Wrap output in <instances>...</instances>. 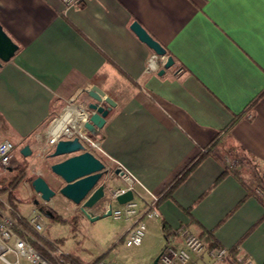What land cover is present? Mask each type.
<instances>
[{
	"label": "crops",
	"instance_id": "obj_1",
	"mask_svg": "<svg viewBox=\"0 0 264 264\" xmlns=\"http://www.w3.org/2000/svg\"><path fill=\"white\" fill-rule=\"evenodd\" d=\"M134 22L173 59L169 68L134 33ZM0 26L18 46L0 67V143L15 146L12 164L0 166V177L10 181L24 171L43 177L57 192L45 202L22 182L0 195V212L16 213L29 223L42 204L62 218H75L61 224L44 215L46 227L39 234L52 243L65 240L57 252L45 247L55 264H69L66 255L85 264H118L111 256L114 248L108 251L111 246L85 243L95 222L59 194L64 184L50 167L66 157L48 158L53 150L40 151L67 107L80 111L92 103L93 86L116 106L102 128L88 132L100 150L85 144L114 169L107 173L105 199L92 212L106 213L113 191L125 185L113 175L115 169L161 197L207 154L159 203L160 217L146 221L145 236L162 235L150 262L167 243L180 245L186 228L198 236L214 230L223 248L236 247L246 261L264 264V198L243 177L227 174L223 164L230 160L228 152L241 148L264 169V0H85L67 10L61 0H0ZM152 58L155 65L147 70ZM85 118L77 111L71 124L78 126ZM26 146L28 157L21 153ZM162 221L179 235L167 240ZM128 226L124 221L118 238ZM17 232L25 240L32 236L23 227ZM212 262L205 253L196 264Z\"/></svg>",
	"mask_w": 264,
	"mask_h": 264
},
{
	"label": "built area",
	"instance_id": "obj_2",
	"mask_svg": "<svg viewBox=\"0 0 264 264\" xmlns=\"http://www.w3.org/2000/svg\"><path fill=\"white\" fill-rule=\"evenodd\" d=\"M66 10L75 6H79L85 0H61ZM155 54L154 58H158ZM154 58L148 63L147 70H150L155 65ZM164 61L167 57H159ZM74 106H69L71 108ZM76 108V107H75ZM77 110V108H76ZM78 113L81 111L86 114V109L82 108L77 110ZM72 115L69 122L60 127L55 133L54 130L57 128V124L60 119L55 120L52 123L50 137L46 145L41 147V154L46 155L54 150V147L60 139H73L78 137L80 141L87 144L90 148H96L100 150L99 143L92 141L88 136V131L84 127V121L77 126V124H71L73 118ZM15 146L12 142L5 140L0 143V166L3 169H8L14 159ZM236 164L230 163V168L234 169ZM109 172V168L107 169ZM123 171V169H122ZM123 175H120L125 185L117 188L111 194L109 203L112 204L111 216L115 220H124L128 222L129 226L126 232L119 239L125 241L126 246H138L143 242L147 225L146 221L156 219L160 217L159 213V202L160 196L155 195L148 189H146L135 177L129 175L123 171ZM131 191L133 193V199L123 205L116 203V198L119 195ZM114 203L116 206H114ZM29 223L35 229L36 232L41 233L46 227L45 216L42 212L35 211L29 218ZM21 227L15 221V219L9 214L0 212V260L11 264L7 256L15 255L18 258H29L31 254H37L32 246L23 239L17 232ZM182 243L176 245L173 243H167L165 248L160 253L159 264H196L202 259L205 253H208L212 258L211 264H232L230 261V249L221 248L215 251L209 252L204 241L195 233L191 232L186 228L181 229ZM39 255V254H38ZM40 257V256H39ZM37 263V262H36ZM45 263H48L47 261ZM49 264V263H48ZM96 264H116L113 262L102 260ZM244 264H253L246 261Z\"/></svg>",
	"mask_w": 264,
	"mask_h": 264
},
{
	"label": "water",
	"instance_id": "obj_3",
	"mask_svg": "<svg viewBox=\"0 0 264 264\" xmlns=\"http://www.w3.org/2000/svg\"><path fill=\"white\" fill-rule=\"evenodd\" d=\"M131 29L154 53L159 57H166L165 49L153 39L148 32L138 23L134 22ZM18 51V46L9 38L3 28L0 26V67L2 63L9 62ZM166 68L173 64V59H167ZM160 74H163L161 71ZM93 100L86 108V120L84 127L88 132H93L96 128H102L106 122L112 107L116 103L107 97L99 87L93 86L89 92ZM22 155L28 157L31 150L28 146L21 151ZM50 158L66 157L61 162L51 165V172L57 176L63 186L58 190L59 194L73 202L79 207L80 212L90 221L96 222L101 218H106L112 214V204L109 203L106 213L95 215L92 209L107 195L111 177L107 176L108 170L105 163L97 158L78 137L73 139H60L56 143ZM121 168L115 169L113 175H123ZM33 190L41 196L45 202H49L55 195L56 191L50 187L47 181L38 176L32 182ZM133 199V193H126L117 196L116 203L119 205L126 204ZM41 257V256H40ZM41 259L46 262L42 257ZM159 257L154 264H159ZM35 264H45L38 261Z\"/></svg>",
	"mask_w": 264,
	"mask_h": 264
},
{
	"label": "trees",
	"instance_id": "obj_4",
	"mask_svg": "<svg viewBox=\"0 0 264 264\" xmlns=\"http://www.w3.org/2000/svg\"><path fill=\"white\" fill-rule=\"evenodd\" d=\"M50 156V155H49ZM48 156V158H50ZM207 154H204L200 158H198L182 175H180L175 181L170 185L169 189L160 197V202L168 199L171 197L172 193L191 175V173L195 170V168L201 163L202 160L206 158ZM228 157L232 160H237L238 165L235 169H231L230 165L227 161H224V169L227 174H233L236 177L241 176L244 169L253 170L252 174H250V177H252V180L258 181L261 183V185L264 187V169L260 167L258 161L252 157L247 151L244 149H236L228 152ZM100 158V157H99ZM101 161L104 163V160L101 158ZM113 168H109V171L113 172ZM255 171V172H254ZM257 173V174H256ZM242 177V176H241ZM37 178V176L34 175H28L26 172H20L16 175L12 180H8L5 177H0V195L4 194L5 192H8L10 189L16 188L19 184L22 182H28L30 185H32V182ZM254 178V179H253ZM223 179V176H221L214 184L216 186L218 183H220ZM209 192H206L201 199H203ZM11 195V193H10ZM262 203V202H261ZM241 204V203H240ZM239 204V205H240ZM263 204V203H262ZM264 205V204H263ZM37 208L41 211L47 214V218L52 220L56 223L61 224H71L75 220V218H62L58 216L52 209L47 207L46 205L38 204ZM13 218L17 221V223L23 227L24 229L28 230L33 236L36 238L37 241H29L32 246V248L45 260L49 261L52 264H55L54 260L50 257L49 253L45 250V247L53 252L58 251V246L61 245V243H64L65 240L61 239L54 243L47 241L45 238H43L39 233L35 232L32 229V226L24 219L19 217L16 213H13ZM162 231L165 236V238L168 240L173 236L179 235L177 231H173V229L165 222L162 221ZM199 237L204 241V243L207 246V250L209 252L215 251L218 249L223 248L220 243L216 240L214 237V230L213 231H206L202 230ZM65 259L68 261L69 264H85L81 259L74 257L72 255H66ZM102 260L96 261L94 264L100 262ZM230 261L232 264H244L246 262V258L243 257L240 253V251L235 247L230 250Z\"/></svg>",
	"mask_w": 264,
	"mask_h": 264
},
{
	"label": "rangeland",
	"instance_id": "obj_5",
	"mask_svg": "<svg viewBox=\"0 0 264 264\" xmlns=\"http://www.w3.org/2000/svg\"><path fill=\"white\" fill-rule=\"evenodd\" d=\"M226 161L228 162L229 165L230 163L236 164L234 169L238 165L237 160L230 159ZM252 171L253 170H249L248 168L244 169L241 176L243 177V179L247 181V183L252 188L256 189L259 193H261V195L264 198V187L261 185L260 182L252 180V177H250V174H252ZM19 191L20 190L18 189L16 193H19ZM114 206H116L115 203H114ZM42 213L45 216H47L46 213L44 212ZM123 225H124V220H115L113 219L112 216L101 218L99 221L95 222L93 226H91L92 230L90 232L92 234V237L90 236L85 237V243H87L88 241L93 243V241L95 240V242L101 243L103 246L107 245V248L111 246L108 249V251H111V249L114 248V250L111 251V256H114V257L116 256V260L118 264H154V261L150 262V256H151V253L155 250L157 242H159L160 239L162 238L160 231H157L156 233L151 232L150 234L147 232L146 236L144 237V242L142 246L128 247L126 246L124 240L120 241L119 240L120 238H118L120 229L122 228ZM30 235L32 236L26 239L29 244H31L29 241H35L36 239L33 236V234H30ZM84 235L86 236V234ZM7 259L11 264H35L25 258H20L17 261V257L14 255H8ZM47 262L50 264L49 261ZM0 264H7V263L0 260Z\"/></svg>",
	"mask_w": 264,
	"mask_h": 264
},
{
	"label": "bare ground",
	"instance_id": "obj_6",
	"mask_svg": "<svg viewBox=\"0 0 264 264\" xmlns=\"http://www.w3.org/2000/svg\"><path fill=\"white\" fill-rule=\"evenodd\" d=\"M72 115H74V116L77 115V110H76L75 107H71V108H68V109H67L66 113L64 114L63 119H61V120L58 122V124H57V128H56V130H54V132L56 133L57 130H58L60 127H62V126L64 125L65 122L69 121ZM28 260H29L30 262H33V263H36V262H38V261H41V262L45 263V262L41 259V257H39L38 254H31V255H29ZM45 264H48V263H45Z\"/></svg>",
	"mask_w": 264,
	"mask_h": 264
}]
</instances>
